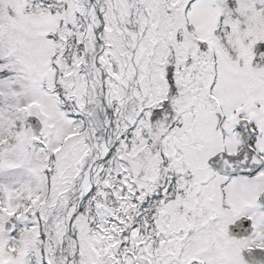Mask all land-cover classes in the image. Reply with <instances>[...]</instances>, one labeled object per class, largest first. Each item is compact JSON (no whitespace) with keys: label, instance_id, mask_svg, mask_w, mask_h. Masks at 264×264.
<instances>
[{"label":"snow or ice","instance_id":"obj_1","mask_svg":"<svg viewBox=\"0 0 264 264\" xmlns=\"http://www.w3.org/2000/svg\"><path fill=\"white\" fill-rule=\"evenodd\" d=\"M0 264H264V0H0Z\"/></svg>","mask_w":264,"mask_h":264}]
</instances>
